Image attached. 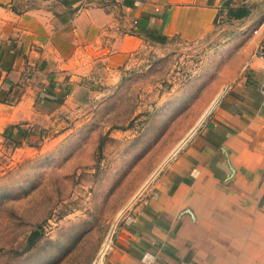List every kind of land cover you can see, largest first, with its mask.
<instances>
[{"label": "rangeland", "instance_id": "rangeland-1", "mask_svg": "<svg viewBox=\"0 0 264 264\" xmlns=\"http://www.w3.org/2000/svg\"><path fill=\"white\" fill-rule=\"evenodd\" d=\"M96 2L122 17L119 0ZM249 2L264 21V0ZM48 4L0 6V34ZM257 26L224 21L190 41L144 36L121 64L82 57L63 80V107L41 122L2 125L0 108V264H101L120 227L177 180L166 173L243 71Z\"/></svg>", "mask_w": 264, "mask_h": 264}, {"label": "crops", "instance_id": "crops-1", "mask_svg": "<svg viewBox=\"0 0 264 264\" xmlns=\"http://www.w3.org/2000/svg\"><path fill=\"white\" fill-rule=\"evenodd\" d=\"M46 2L17 14L0 34L2 125H31L61 110L63 80L82 57L121 64L144 36L196 40L227 21L228 7L248 11L229 20L258 25L243 71L225 87L194 146L166 173L177 180L120 227L101 264H264V60L254 55L264 35L261 4L119 0L123 15L116 17L114 6L96 0Z\"/></svg>", "mask_w": 264, "mask_h": 264}, {"label": "trees", "instance_id": "trees-1", "mask_svg": "<svg viewBox=\"0 0 264 264\" xmlns=\"http://www.w3.org/2000/svg\"><path fill=\"white\" fill-rule=\"evenodd\" d=\"M248 11L242 7H228L227 9V21L232 20V19H238L246 16Z\"/></svg>", "mask_w": 264, "mask_h": 264}, {"label": "built area", "instance_id": "built-area-1", "mask_svg": "<svg viewBox=\"0 0 264 264\" xmlns=\"http://www.w3.org/2000/svg\"><path fill=\"white\" fill-rule=\"evenodd\" d=\"M254 55L264 60V35L259 41ZM262 86L264 87V83L262 84Z\"/></svg>", "mask_w": 264, "mask_h": 264}]
</instances>
